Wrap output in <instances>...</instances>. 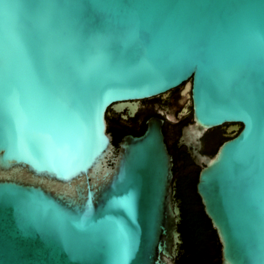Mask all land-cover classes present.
Masks as SVG:
<instances>
[{"label":"water","instance_id":"1","mask_svg":"<svg viewBox=\"0 0 264 264\" xmlns=\"http://www.w3.org/2000/svg\"><path fill=\"white\" fill-rule=\"evenodd\" d=\"M2 32L0 264H176L162 121L116 155L106 116L182 84L183 143L236 126L198 155L222 264H264V0H0Z\"/></svg>","mask_w":264,"mask_h":264},{"label":"flooded vegetation","instance_id":"2","mask_svg":"<svg viewBox=\"0 0 264 264\" xmlns=\"http://www.w3.org/2000/svg\"><path fill=\"white\" fill-rule=\"evenodd\" d=\"M185 84L165 93L132 101L121 109L110 107L107 112L108 131L113 136L115 154L120 149V141L128 135L141 136L148 128L151 119L162 121V131L173 162V179L186 180L201 169L199 154L213 155L214 150L236 132L235 125L223 124L206 130L199 144L191 141L183 143V129L194 122L193 108ZM241 125L239 124V127ZM116 137L119 140L116 143ZM199 175V172H198ZM174 185L175 199H177Z\"/></svg>","mask_w":264,"mask_h":264},{"label":"trees","instance_id":"3","mask_svg":"<svg viewBox=\"0 0 264 264\" xmlns=\"http://www.w3.org/2000/svg\"><path fill=\"white\" fill-rule=\"evenodd\" d=\"M118 140L116 137V143ZM198 172L189 179L175 180L176 196L181 200L178 229L182 239L175 261L176 264H222L219 236L197 193Z\"/></svg>","mask_w":264,"mask_h":264},{"label":"snow or ice","instance_id":"4","mask_svg":"<svg viewBox=\"0 0 264 264\" xmlns=\"http://www.w3.org/2000/svg\"><path fill=\"white\" fill-rule=\"evenodd\" d=\"M0 68H2L3 78H4V35H0Z\"/></svg>","mask_w":264,"mask_h":264}]
</instances>
